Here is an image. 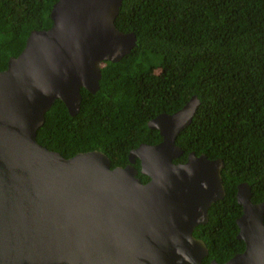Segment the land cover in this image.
Returning <instances> with one entry per match:
<instances>
[{"label":"water","instance_id":"water-1","mask_svg":"<svg viewBox=\"0 0 264 264\" xmlns=\"http://www.w3.org/2000/svg\"><path fill=\"white\" fill-rule=\"evenodd\" d=\"M122 5L57 0L52 26L32 30L0 71V264H204L209 249L194 231L226 195L225 162L195 152L175 162L197 95L150 120L162 141L132 149L126 166L112 168L96 149L65 158L37 139L56 100L76 116L82 88L96 93L105 62L137 45L135 32L116 25ZM251 197L249 183H240L238 238L246 248L223 264H264V201Z\"/></svg>","mask_w":264,"mask_h":264},{"label":"trees","instance_id":"trees-1","mask_svg":"<svg viewBox=\"0 0 264 264\" xmlns=\"http://www.w3.org/2000/svg\"><path fill=\"white\" fill-rule=\"evenodd\" d=\"M56 1L0 0V71L32 30L52 26ZM116 25L135 32L137 45L121 61L105 62L96 93L82 88L76 116L56 100L37 139L65 158L96 149L112 168L126 166L132 149L162 141L149 121L197 95L200 105L178 136L184 153L175 162L192 152L225 162L226 195L194 231L209 249L204 264L225 263L246 247L238 238V185L249 183L251 200L264 201V0H123Z\"/></svg>","mask_w":264,"mask_h":264},{"label":"flooded vegetation","instance_id":"flooded-vegetation-1","mask_svg":"<svg viewBox=\"0 0 264 264\" xmlns=\"http://www.w3.org/2000/svg\"><path fill=\"white\" fill-rule=\"evenodd\" d=\"M138 161V160H137ZM140 161V160H139ZM136 166V165H135ZM149 181V180H148ZM148 181H146V182H148ZM208 247V246H207ZM246 248V247H245ZM245 250V249H244ZM239 253H241V252H239ZM208 255H209V253H208ZM207 255V256H208ZM207 256H205L204 258H203V263H204V259L207 257ZM231 259V258H230ZM213 261H216V262H218L217 260H215V259H212L211 261H210V264H211V262H213ZM219 263V262H218ZM220 264H223V263H220Z\"/></svg>","mask_w":264,"mask_h":264}]
</instances>
